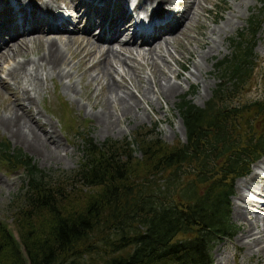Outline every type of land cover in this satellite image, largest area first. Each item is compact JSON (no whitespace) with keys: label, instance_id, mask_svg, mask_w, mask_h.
I'll use <instances>...</instances> for the list:
<instances>
[{"label":"trees","instance_id":"obj_1","mask_svg":"<svg viewBox=\"0 0 264 264\" xmlns=\"http://www.w3.org/2000/svg\"><path fill=\"white\" fill-rule=\"evenodd\" d=\"M252 20L250 37H230L232 54L214 64L223 82L212 98L179 101L183 143L82 135L78 168L60 177L0 141V164L23 175L10 202L18 241L0 223V264H212L214 244L234 233V180L264 153V134L242 132L264 115V97L222 105L251 75Z\"/></svg>","mask_w":264,"mask_h":264},{"label":"rangeland","instance_id":"obj_2","mask_svg":"<svg viewBox=\"0 0 264 264\" xmlns=\"http://www.w3.org/2000/svg\"><path fill=\"white\" fill-rule=\"evenodd\" d=\"M64 1L58 0L54 2L56 5L68 2V0ZM174 1L183 2L184 0ZM195 1L200 2V5L202 4L204 6L201 5V9L195 7V11L200 15L197 16V19L192 18V22H190L191 24L189 23L183 33L178 36L174 42L175 49H171L169 46V49L172 51V57L165 55L164 58L160 51L161 56L158 53L153 57L154 59L147 57L144 52H142L144 55L140 56L134 54L133 51L130 53L129 51H124L125 56L120 57L121 60L123 59V63H119V60L116 58L107 59L109 68L110 64L115 66V68H118V73H114L111 68L109 69V81H112L111 76H115L114 84L116 89H120L118 90L121 92L120 95L123 93L125 95L129 92L134 96V99L140 102V109L136 112V115L139 114L137 117L135 115L132 119V116L135 114L134 112L128 116L132 120L128 117H121L119 121H115L116 129L114 128L109 131L103 130L104 126L102 120L98 121L99 119L97 118V114L101 113L104 106V101L108 103L107 96L110 94L106 90L107 86H105L108 76H102L99 72V65H95L96 62L101 61L103 63L104 61V57L99 56L98 47L94 46L92 48L93 53L90 55L91 57L89 56L88 62L83 65L79 59L81 56L84 57L89 53L80 50L79 56H77L76 51L80 49V47L76 45V41L73 43L74 46H66L64 42L68 41L60 42L64 61L60 62L61 65L59 64V67L53 69L51 72L48 71L44 62L42 63L41 60H38L40 54L47 50L44 38H42V41L39 39L25 41V44H21L22 46L20 45L21 47H19L21 56H17L12 60L10 59L11 61L5 58L1 61L0 79L4 82H8L10 89L16 92L17 96L22 98L24 97L22 91L23 84H25L26 87L30 86L29 88L27 87L30 92L28 96H35L34 103L28 104L26 100L22 103L23 105H26V109L32 110L35 114L34 117V114L31 112L34 119L36 118L35 120L42 125L43 129H46L51 133L52 139L58 145V148H56V157L45 159L43 156L35 153V151L28 149L24 143L15 141V139L1 127L0 141H7L11 148L20 150L22 153L26 154L40 169L45 170L47 174L60 177L66 176L78 168L80 158L82 157V135H87L96 143H101L107 139H130L134 132H140L141 134H147L146 136L149 139H158L164 144L183 143L185 142V128L178 111L179 101L184 96L185 99L191 101L196 106L203 107L206 102L212 98L214 90L218 87V84L223 82L222 79H219L221 70H217L214 64L217 60H221L232 54L231 44L229 42L230 37H235L238 32H242L244 37H250V19L255 20L257 23L255 29L256 32L252 37L254 49L252 51L253 58L251 61V75H249L244 84L239 85L238 91L232 92L229 89V91L225 92L222 105L229 106L233 103L232 101L235 100H238L239 103H242L241 105H243L252 100L262 99L264 97V0ZM143 5H145V11H148V9L151 8L148 2H144ZM181 5L183 4L181 3ZM175 8L178 7L175 6ZM221 28L223 29L221 30ZM200 33L205 34V36H210L212 35L211 33L214 34L212 37L215 41V51L206 60L200 59L201 62H199L202 71L201 73H198L194 70L191 61L186 57L187 53L185 52V48L188 47L189 49H194L199 52L197 54L203 53V51L207 50L205 45L203 46L200 44L206 42L204 37H201L202 42H197ZM189 36H191V38H189ZM192 37H194V39ZM30 43L31 45H29ZM162 48L163 47H161V50ZM177 52H181L182 54ZM24 58L27 60L23 65L24 67L22 66V72H20L19 75L12 77L15 63L18 60L21 62L24 61ZM152 61L158 63L160 69L163 68L162 70L167 78L170 77L172 81L180 85L174 93L169 95L170 97L163 93H159L157 90L159 87L158 82L161 80V74L158 75L159 73L156 70V66L151 65ZM7 68L12 69L11 76H6ZM133 68L134 70H132ZM172 70L175 71V74L172 73ZM58 71L65 73V75H60ZM132 71H135V75ZM27 72H30L31 74H28ZM18 81L20 82V85H17ZM68 87L70 91L67 90ZM6 91L5 88L0 87V117H2L4 113H7L5 105L8 103V99H6L8 91ZM147 91L150 98L152 97L151 101L147 100ZM114 102L113 104L108 103L107 106L110 111L116 113L119 106L114 104ZM243 117H248V113H244ZM251 128L256 136L264 134V115L261 114L256 117L253 125L251 127L248 126V128L242 130V132L245 134ZM46 140L47 144L50 145V148H53V151H55V148L49 144L50 141L47 138ZM261 157L262 158H260L259 161L253 163L254 166L251 165L249 171L245 175L234 180L233 195L230 198V219L234 223V233L231 238L219 240L214 244L211 253L213 259L212 264H261L264 262L261 255L250 254V249L245 245V242L248 239L241 236L242 233H244L243 228L245 226L249 227L252 223L247 219L237 218L235 214V203L237 202L236 198L239 186L251 176L258 166H261L264 163V153ZM22 177V172L19 169H9L4 166L3 163L0 164V223L4 224L6 229L12 232L11 235L16 241H18V235L13 223L12 217L14 213L10 202L13 197L20 192ZM242 194L246 197H251L248 196V191H244ZM256 212L260 217L264 216V211L260 212L259 210H256ZM252 215L253 213L250 212L248 217H251ZM236 240H240V242ZM242 242H244V244H242ZM262 245H264V243H262Z\"/></svg>","mask_w":264,"mask_h":264},{"label":"bare ground","instance_id":"obj_3","mask_svg":"<svg viewBox=\"0 0 264 264\" xmlns=\"http://www.w3.org/2000/svg\"><path fill=\"white\" fill-rule=\"evenodd\" d=\"M49 1H53V2L55 1L56 2L58 0H41L42 6L38 5L40 15L37 16V18L41 17V19H40V21H36V23L32 26V28L29 31H24V30H27L31 27L30 25L28 27L26 26V24L29 23V21L27 20L28 14L27 13L24 14V12H23V14H21V17H23L24 23L26 22V24H23L21 29H20V27H18L16 30H14V28H7L6 29V27H4V26H6V23H2L3 29H5L3 31V33L5 35H7L8 37L9 36L10 37L0 41V67H1V61L4 58L12 60V59H15V57H17V56H21V54L19 52V47L22 46L21 44H25V41L27 42L29 40H36V39H39L42 41V38H44V40H45L44 42L47 45V50L44 51L42 54H40L38 60H41L42 63L44 62V64L48 68V71H51V72L53 71V69L59 67L60 62L64 61V57H63V54H62V51L60 48V42H63V41H68V42H64V44L66 46H69V45L74 46L73 43H74V41H76V45L78 47H80V49L77 48L78 49L76 51L77 56H79L80 50L81 51L84 50L87 53H89L84 57L83 56L80 57L79 61L82 62L83 65L88 62L89 56L93 53L92 48L94 46H97L99 56L104 57L103 63L101 61L95 63V65H99V72L102 74V76H108V74H109L108 71L110 68L112 69V71H114V73H118V71H117L118 68H115V66H113L112 64H110V68L108 67L107 59L116 58L119 60V63H123V59L121 60L120 57L125 56L124 51H126V52L129 51V53L133 51L134 54H137L140 56L141 55L143 56L144 54H146L147 57H150V58H153L158 53L161 56L160 52H162V55L164 56V58H165V55L172 57L173 56V55H171L172 51L169 48L171 47V49H175L174 42L176 41L178 36L181 35L183 33V31L186 29V27L188 26V24L190 22H192V18L197 19V16L200 15L198 12L195 11V7L198 9H201V5H202V4L200 5V2H196L195 0H184L186 3L184 1L183 2L182 1L181 2H175L174 0H138L133 11H137L138 9L143 10L145 8V5H143L144 2H148L150 5L153 4L154 6H152V7L155 10H162V9H167V8L174 9L175 6L179 8V10L173 11V13L170 12V14L172 16L177 17V20L175 22H173L174 25L169 26L167 28V31H164L166 29V26H162L161 28H157V29L153 30V32L150 35L139 38V41H138V40L134 39V35H136V36L139 35V37H141L142 35H140L138 33L135 34V32L131 31L133 29V26H134V24L131 21L125 22L126 21L125 14L128 10L127 4L130 3L132 0H124V1H122V0H86L87 2H89L91 4H95V5H98V4H102L104 6L113 5V6H116V9L118 11H120V13H119L120 17H118V18L115 17L114 14H113V16L110 15L111 20H109L106 24V27L108 28L109 31L108 30L105 31V33L102 36H98V37L92 36L91 29L93 27L94 28L96 27L98 29V27L100 26V24H99L100 19L95 18L93 21H91V13L89 12L87 14V10L86 9L83 10L84 7L87 5V3H85L82 0H68L67 3H64L65 1L63 0L64 2H62V3H64L66 13H70L72 15V16H70L71 18L67 14V15H65V17H66L65 21L66 22L61 27H57L55 31L45 30L44 28L48 29L49 27H51L52 23L55 22L58 18L57 12L51 10V8H53L52 7L53 5H51L49 3ZM11 2L17 7V9H19V10L23 9L22 6L24 5V3L21 2L20 0H0V12H2L3 6H8V3H11ZM25 2L34 4L32 0H25ZM181 3L183 5H181ZM60 4H58L55 7H56V9H61L62 13L64 14L65 10H63L62 7H60ZM202 6H204V5H202ZM30 8H31L30 14L32 15L33 20H35V15H34L35 7L33 5H31ZM101 12H103V11H100L98 13L99 17L106 18L109 16V13L102 14ZM130 14H132V13H130ZM9 15H10V13H9ZM161 15L162 14L160 13L157 15V17L161 18ZM129 16L130 15H128V17ZM83 20L86 23H84L82 25V28H80L79 24ZM222 29L223 28H221V30ZM145 31L147 32L148 29H146ZM127 32H129V34L125 35ZM159 32L161 34H158ZM211 34L214 35L213 33H211ZM185 35H186V33H185ZM185 35H183V36H185ZM212 35H210V36L206 35L205 36V34L200 33V37L198 38L197 42L198 43L202 42L201 37H204V40H206V42L200 43L203 46L205 45V48L207 49V50L203 51V53L197 54L199 52H197L196 50L189 49L188 47L185 48V52L187 53L186 57H188V59L191 61V64H192L194 70L198 73H201V71H202V67L200 65V62H201L200 59L206 60L215 51V45H214L215 41H214ZM189 38H191V36H189ZM192 38L194 39V37H192ZM218 38H219V36H218ZM29 45H31V43ZM161 47H163L162 48L163 51L161 50ZM38 48H40V47H38ZM142 52H144V54ZM177 53H181V52H177ZM81 55H82V53H81ZM26 58H24L23 59L24 61H22V62L18 60L15 63V66L13 67V75L11 74L12 69L7 68L6 69V76L12 75V77H14L15 75H19L20 72H22V66L24 65L25 61L27 60ZM128 58H130V57H128ZM35 64H36V62H35ZM151 65L156 66V70L159 73L158 75L161 74L160 75L161 80L158 82L159 87L157 89L159 91V93H163L166 96H169L172 93H174V91L176 89H178L180 87V85H178L176 82L172 81L170 77L167 78L164 71L162 70L163 68L160 69V67L158 66V63H156L155 61H152ZM37 66H38V64H37ZM124 67H126V66H124ZM132 70H134V68ZM27 73L31 74L30 72H27ZM27 73H26V75H27ZM58 73L60 75H65V73H62L59 71H58ZM132 73L135 75V71H132ZM172 73L175 74V71L172 70ZM39 76H40V74H39ZM46 76H47V74H46ZM110 76H111V73H110ZM111 77H112V81L111 82L109 81V76H108L107 82L105 84V86H107L106 90L110 93L107 96V99H108L107 101H108V103H112V104L115 101L114 104H117L119 106V108H118L117 112L114 113V112L109 110V107L107 106L108 103H106L104 101V106L101 110V113L97 114V118L99 119V120L98 119L97 120L98 121L102 120V123L104 126V128H103L104 131H109V130L114 129L115 128V121H119L121 117L127 118L130 114H133V112H134L135 114L132 116V119H133L136 115L137 110L140 109L139 108L140 102H138L136 99H134V96L132 94H130L128 92V94L126 93L124 95V93H123L120 95L121 92L118 91L120 89H116V86L114 84V82H115L114 77L115 76L114 77L111 76ZM61 78H62V76H61ZM96 78H97V76H96ZM33 79H35V78H33ZM122 80H123V78H122ZM124 80H126V79H124ZM36 81H37V78H36ZM129 81H130V79H129ZM138 81H140V80H138ZM17 85H20L19 81H18ZM96 86H97V84H96ZM0 87H3L8 91V96H6V99H8V103L5 105V108L7 109V113H4V115H2V117H0V127L3 128L4 130H6L12 136V138L15 139V141H19L21 143H24L28 149L35 151V153H38L39 155L43 156L45 159H52V158L56 157V150H57L56 148H58V145L52 139L51 133L49 131H47L46 129H43L42 125L40 123H38L37 120H35L36 118L34 119L35 114L32 112V110L29 109L30 110L29 111L28 109H26V105H23V103H22L25 100L28 102V104L34 103V97L35 96L34 97L28 96V94L30 93L28 88L30 86H27L28 87L27 88L26 85L23 84V87H22V91L24 94L23 98L17 96L16 92H14L10 89L8 82H4L1 79H0ZM101 88H102V86H101ZM67 90L70 91L69 87ZM31 96H32V94H31ZM146 97H147V100L151 101L152 97L150 98L148 91L146 92ZM35 106H37V105H35ZM31 112L34 114V117H33ZM138 115H136V117ZM95 118H96V116H95ZM129 119L132 120L131 118H129ZM55 128H53V129H55ZM46 138L50 141L49 144H51L55 148V151H53V148L51 149L50 145L47 144ZM53 141H54V143H53ZM3 186H5V185H3ZM244 191H248V194H249L248 196H251V197L244 196L242 194V193H244ZM236 200H237V202L235 203V212H236L235 214H236L237 218L247 219L249 222L252 223L251 224L252 226L249 225V227L245 226L243 228L244 233H242L241 236H244V238L248 239L245 242V245H247L248 249H250L249 252L251 255L252 254L261 255L262 259L264 260V245H262V243H264V216L260 217V215L256 212V210H259L260 212L264 211V163L261 166H258L256 168V170L253 171L251 176L247 180L243 181L240 184ZM250 212H252L253 215L251 217H248ZM236 241L240 242V240H236ZM242 244H244V242H242ZM263 263H261V264H263Z\"/></svg>","mask_w":264,"mask_h":264}]
</instances>
